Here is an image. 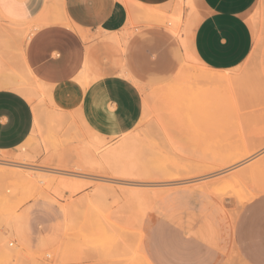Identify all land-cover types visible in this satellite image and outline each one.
<instances>
[{"label":"rangeland","instance_id":"374dc122","mask_svg":"<svg viewBox=\"0 0 264 264\" xmlns=\"http://www.w3.org/2000/svg\"><path fill=\"white\" fill-rule=\"evenodd\" d=\"M125 2L132 21L130 69L150 109L143 110L131 131L142 140L136 148L138 173L144 177L138 179L139 192L103 182L104 190L116 194L103 191L100 199L102 182L94 179L114 175L82 167L78 150L92 132L77 111L39 102L40 126L33 143L48 155L26 165L51 173L0 166L8 174L0 176V238L8 227L6 215H22L19 228L6 237L9 246L3 245L12 254L0 247V264H247L239 254L235 230L244 206L264 196V0L255 2L248 17L258 49L225 71L185 58L190 47L180 27L184 6L179 0L159 7ZM12 26L0 21L1 84L7 77L27 82L20 56L28 33ZM205 73H227L229 81L202 83ZM50 112L65 115L64 121L59 116L61 123L50 117L61 127L48 122ZM120 140L103 139V147H117ZM10 175H21L22 182L10 180Z\"/></svg>","mask_w":264,"mask_h":264},{"label":"crops","instance_id":"0c3cea01","mask_svg":"<svg viewBox=\"0 0 264 264\" xmlns=\"http://www.w3.org/2000/svg\"><path fill=\"white\" fill-rule=\"evenodd\" d=\"M129 1L159 7L174 0ZM256 1L179 0L188 53L217 71L244 63L255 44L248 17ZM128 20L125 0H0V21L13 24L19 33L28 31L20 64L33 86L48 87L53 104L44 98L46 106L77 111L84 125L104 139L132 131L143 114V98L130 69ZM11 79L0 83V159L42 160L48 153L33 143L36 114L25 96L7 86ZM78 155L82 167L100 168L94 148L85 141ZM21 219L15 214L4 234L17 230ZM235 241L247 264H264V196L242 209Z\"/></svg>","mask_w":264,"mask_h":264},{"label":"bare ground","instance_id":"6f19581e","mask_svg":"<svg viewBox=\"0 0 264 264\" xmlns=\"http://www.w3.org/2000/svg\"><path fill=\"white\" fill-rule=\"evenodd\" d=\"M123 1V0H122ZM58 3H59V1H58ZM124 4V3H123ZM60 5V4H59ZM61 6V5H60ZM180 10H179V15L181 14V7L179 8ZM63 13V12H62ZM58 14H60L61 15V12L60 13H58ZM64 15V14H63ZM56 16V15H55ZM181 16V15H180ZM55 18V17H54ZM62 18V17H61ZM65 18H66V16H65ZM180 19V17H177V20H179ZM66 20V19H65ZM64 21V20H63ZM53 22H55V21H53ZM65 22V21H64ZM68 22V21H67ZM179 22H181V21H179ZM66 24V23H65ZM174 24H176V23H174ZM11 25H13V24H11ZM13 27H14V25H13ZM181 27V26H180ZM15 28V27H14ZM178 28V27H177ZM173 29V28H172ZM169 30H171L170 28H169ZM260 30H262V28H260ZM26 31V30H25ZM262 31H264V30H262ZM28 32V31H27ZM258 32V31H257ZM25 33V32H24ZM260 33H261V31H260ZM23 34V33H22ZM173 34V33H172ZM28 35V34H27ZM179 35V34H178ZM257 35H258V33H257ZM260 35V34H259ZM262 35V34H261ZM260 35V36H261ZM259 38V37H258ZM183 44V43H182ZM257 44H258V39L256 40V46H254V49H253V51H252V53H251V55L253 54V52H254V50H255V48L256 49H258L257 48ZM260 49V48H259ZM255 53V52H254ZM256 55V54H255ZM253 57V56H252ZM185 58L187 59V61H188V58H190V59H192V60H194L193 62H197L188 52H186V55H185ZM254 60H256V59H254ZM184 61V60H183ZM258 61V60H257ZM185 63V62H184ZM197 64H199L198 62H197ZM211 70V69H210ZM188 73V72H187ZM26 74V75H25ZM23 75H25V76H23L22 78L23 79H27L26 81L27 82H19L18 80H17V78L14 80V79H11V81H10V83L9 84H7V86H9V87H12V88H14V89H16V90H18L23 96H25L29 101H30V103L32 104V107L35 109V114H36V118H35V131H38L39 130V126H40V124H39V120H38V117L39 116H37V107L39 106V105H42L41 103L39 104V102H41V101H44L43 99L45 98H47V99H49L50 100V104H53L52 103V101H51V96H50V94L51 93H49V89H48V87H47V89H48V92H47V89H45L46 88V86H44V87H42V85H37V86H33L32 84H31V79H30V77H29V74L28 73H23ZM187 75V74H186ZM193 75H195V74H193ZM203 75V74H202ZM202 75H200V77L202 76ZM19 76V75H18ZM17 76V77H18ZM197 76H198V74H197ZM261 76V75H260ZM189 77V76H188ZM195 77V76H194ZM19 78V77H18ZM22 78H21V76H20V80H22ZM25 81V80H24ZM224 81H229V79H228V77H227V73H226V75H216V74H211V73H209V74H204L202 77H201V82L202 83H206V84H212V83H214V82H224ZM28 83V84H27ZM226 83V82H225ZM174 85V84H173ZM223 85H224V83H223ZM228 85V84H227ZM196 86V85H195ZM199 87V86H198ZM191 88V87H190ZM46 90V91H45ZM195 90H197L196 88H195ZM199 90H200V88H199ZM201 90H203L202 88H201ZM196 92V91H195ZM197 92H199L198 90H197ZM202 92V91H201ZM200 92V93H201ZM204 92V91H203ZM202 92V93H203ZM207 92V91H206ZM206 92L204 93V94H206ZM82 93H83V90H82ZM208 93V92H207ZM210 93V92H209ZM196 94V93H195ZM203 94V95H204ZM212 94V93H211ZM197 97V96H196ZM214 97H216V96H214ZM222 97V96H221ZM220 97V98H221ZM217 99V98H216ZM207 101H208V99H206ZM144 101H146V99L144 100ZM146 105V103H144L143 104V107ZM147 106V105H146ZM144 107V109L143 110H145V108H146V110L148 111V110H150L149 109V106H147V107ZM153 106V105H152ZM57 108V107H56ZM148 108V109H147ZM155 108V107H154ZM153 108V109H154ZM146 110H145V112H146ZM151 111H153L152 109H151ZM51 113V112H50ZM52 114V115H51ZM51 114H49V115H51V116H48L47 115V119L49 118V121L48 120H46V121H48L49 123H54L55 125L53 126V124H51V126H53V127H56L57 126V123L59 124V121H60V123L61 122H63L65 119V115H63V117H62V113H57V112H53V113H51ZM151 114H152V112H151ZM40 115V114H39ZM59 116H60V118L62 117L63 118V121H61L62 119H58L59 118ZM50 117L51 118H53V119H58L59 121L57 122V121H54V122H52L53 120H51L50 119ZM40 118V117H39ZM43 119V118H42ZM50 120H51V122H50ZM45 124V123H44ZM46 126H48V127H50L49 125H46ZM58 126H62V125H58ZM137 126V125H136ZM44 127V126H43ZM42 128V127H41ZM42 129H45V128H42ZM48 129V128H47ZM50 129V128H49ZM56 129V128H55ZM71 129V128H70ZM73 130V129H72ZM68 131L70 132V130L68 129ZM87 131V130H86ZM90 131V130H89ZM41 132H43V131H41ZM77 132V134H79L78 133V131H76ZM38 133V132H37ZM74 133H75V131H74ZM76 134V135H77ZM87 134V133H86ZM89 134V133H88ZM92 135H93V137H91L90 139H89V137L88 136H86L85 138H87V139H85L84 138V140L83 141H85L87 144H89L90 146H92L93 148H94V150H95V157H96V159H97V163H98V165H99V167L100 168H102L105 172H107V171H112V175H114L113 177H109L108 176V178H106V177H104V176H101V175H99V176H97V178H90L91 180L92 179H94L95 181H100V182H102V184L100 185L99 183H98V185H100V186H102V187H100L99 189V192L100 193H98V196L101 194V192L103 193V191H104V193H103V195L106 193V192H110V193H112L113 191L111 190V188H109L108 189V187L106 188V189H108V191H106V190H104L105 188L103 187L104 185H103V182L104 183H116V184H118V185H125V187L126 186H129V189H130V191L132 190L131 188H133V192H135V189H136V187H140L142 184L140 183L141 181H139V180H142V179H144V177L143 176H141L139 173H138V167H137V165L139 164V157L137 158V150H136V148L139 146V141L140 140H137V135H136V133H135V135H132L133 133H131V131L130 132H128V133H126V134H124V135H122L119 139H121L120 140V143L117 145V147H115L116 146V144H115V146H113L114 148H111V149H106V147H103V139L104 138H102V137H100V136H98V135H96L95 133H91ZM91 134H90V136H91ZM37 135V134H36ZM73 137H75L74 135H73ZM72 137V138H73ZM79 137H81L80 135H79ZM79 137H78V139H79ZM82 138V137H81ZM80 138V139H81ZM74 139V138H73ZM75 139H76V137H75ZM142 141V140H141ZM141 141H140V144H141ZM64 142V141H63ZM110 148V147H109ZM143 148V147H142ZM142 148H140V149H142ZM139 149V148H138ZM18 156H20V155H18ZM18 156H17V158H18ZM22 157H24V154L22 155ZM33 157V156H32ZM16 158V157H15ZM20 159H21V157H20ZM23 159V158H22ZM28 159H29V157H28ZM1 160V159H0ZM23 160H26V158H24ZM31 160V159H30ZM138 161V162H137ZM1 162H3V161H0V166H2V165H4V166H6L7 168H12V169H15V170H24V172H34V174H35V172H37L39 175L41 174V173H43V172H49V173H51L50 171H47V170H45V169H41V168H37V167H33V166H27V165H30V164H27L26 165V163H24L25 165H22L21 163L20 164H18V163H1ZM4 166H2V167H4ZM5 167V168H6ZM226 167V166H225ZM1 168V167H0ZM5 168H2V170H4ZM9 168V169H10ZM254 169H256V167L254 168ZM257 170V169H256ZM259 170V169H258ZM0 171H1V169H0ZM5 171V170H4ZM3 171V172H4ZM10 171V170H9ZM8 170H7V172L10 174V172H9ZM14 171V170H13ZM225 171V170H224ZM20 172V171H19ZM23 172V173H24ZM53 172V171H52ZM101 172H103V171H101ZM252 172V171H251ZM0 173H2V171L0 172ZM11 173H13V172H11ZM14 173H15V171H14ZM22 173V172H21ZM54 173H58V174H60V175H66L67 177L69 176H71V178H72V176H73V178L74 177H76V179H77V177H79V176H81V175H79V176H77L76 174H71V173H63V172H61V171H54ZM108 173V172H107ZM252 173H255V170H254V172H252ZM251 173V174H252ZM258 173H259V171H258ZM257 173V171H256V174H258ZM3 174V173H2ZM18 174V173H17ZM44 174V173H43ZM4 175H6V173H4L3 175H0V176H3L2 178H4ZM8 175V174H7ZM6 175V176H7ZM19 175V174H18ZM22 175V174H21ZM20 175V178H18L17 179V175H16V180H15V178H13L11 175H10V180L11 179H14L16 182H17V180H21V176ZM33 175V174H32ZM13 176H15V175H13ZM27 176V175H26ZM61 176V177H62ZM86 176V175H85ZM257 176V175H256ZM259 176H260V173H259ZM259 176H257V177H259ZM19 177V176H18ZM28 177V176H27ZM65 177V176H64ZM63 177V178H64ZM255 177V176H254ZM63 178H61V179H63ZM66 178V177H65ZM64 178V179H65ZM81 178L82 179H84L82 176H81ZM80 178V179H81ZM253 178V177H252ZM256 178V177H255ZM7 179V178H6ZM27 179V178H26ZM32 180H33V178H31ZM139 179V180H138ZM206 179V178H205ZM25 180V179H24ZM38 180V179H37ZM70 180V179H69ZM68 180V181H69ZM204 180V179H203ZM203 180H201V181H203ZM34 181V180H33ZM67 181V182H68ZM79 181V180H78ZM93 181V180H92ZM124 181H134V182H136V183H130V182H124ZM200 181V180H199ZM264 181V180H263ZM20 182V181H19ZM21 182H22V180H21ZM66 182V183H67ZM137 182H139V183H137ZM64 183V182H63ZM71 183V182H70ZM69 183V184H70ZM74 183V182H73ZM83 183V182H82ZM85 183V182H84ZM84 183L82 184V185H84ZM191 183V182H190ZM227 183V182H226ZM86 184V183H85ZM228 184V183H227ZM62 185V184H61ZM97 185V186H98ZM150 185V184H149ZM148 185V186H149ZM174 185V184H173ZM173 185H171V186H173ZM263 185H264V183H262V187H263ZM73 186H75V185H73ZM228 186V185H227ZM230 186V185H229ZM63 187H64V185H63ZM143 187H144V184H143ZM231 187V186H230ZM68 188V187H67ZM66 188V189H67ZM71 188V187H70ZM69 188V189H70ZM104 188V189H103ZM214 188H216V187H214ZM217 188H219V187H217ZM79 189L80 188H78L77 187V190L79 191ZM96 189H98V188H96ZM103 189V190H102ZM212 190H214L213 188H211ZM109 190H111V191H109ZM136 190H138V189H136ZM98 191V190H97ZM138 192H139V190H138ZM212 192V191H211ZM214 192V191H213ZM227 192V191H226ZM113 193H115V192H113ZM129 193V192H128ZM116 194V193H115ZM131 194V193H130ZM129 194V195H130ZM102 195V194H101ZM100 195V196H101ZM110 195V194H109ZM108 195V196H109ZM112 195V194H111ZM94 197V194L92 193L91 194V196L90 197ZM100 196H99V198H100ZM107 196V197H108ZM118 196V195H117ZM126 196H128L127 194H126ZM135 196V195H134ZM137 196V195H136ZM135 196V197H136ZM96 198V197H95ZM101 198H102V196H101ZM100 198V199H101ZM104 198V197H103ZM138 198V197H137ZM84 199H86V198H83V201H84ZM88 199H90V198H88ZM93 200V199H92ZM95 200H96V202H95ZM103 200H105V198L103 199ZM102 201V200H101ZM85 202H86V200H85ZM88 202H91V200L90 201H88ZM87 202V203H88ZM92 202H94L95 204H99V203H97L98 201H97V199H94V201H92ZM91 202V203H92ZM103 203H104V201H103ZM94 204V205H95ZM93 205V204H92ZM93 205V206H94ZM100 205H102L101 203H100ZM100 205H99V207H100ZM88 206H90L89 204H88ZM97 206V205H96ZM95 206V207H96ZM102 207V206H101ZM90 208H91V206H90ZM100 209V208H99ZM98 210V209H97ZM101 210V209H100ZM13 216L11 215V214H7L6 215V217H5V222H6V224H7V226H8V228H10L11 227V225H12V222H13ZM6 237L7 236H5V235H3V238H0V243L2 244V246H0V247H4L3 245L5 244V243H7L6 242ZM9 246L8 244H5V246ZM11 245V244H10ZM7 248H9V247H7ZM3 249V248H2ZM4 249H5V247H4ZM10 249V248H9ZM7 252H9L10 250H12V249H10L9 251L7 250V249H5ZM10 254H12V251L11 252H9ZM8 253V254H9ZM9 254V255H10Z\"/></svg>","mask_w":264,"mask_h":264}]
</instances>
